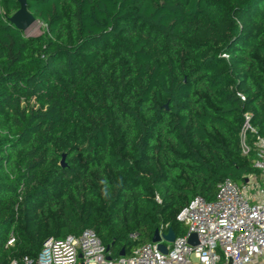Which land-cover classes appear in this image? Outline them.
Listing matches in <instances>:
<instances>
[{
  "label": "trees",
  "instance_id": "1",
  "mask_svg": "<svg viewBox=\"0 0 264 264\" xmlns=\"http://www.w3.org/2000/svg\"><path fill=\"white\" fill-rule=\"evenodd\" d=\"M27 6L39 36L0 0V264L87 231L129 255L258 175L240 134L249 114L264 137V0Z\"/></svg>",
  "mask_w": 264,
  "mask_h": 264
},
{
  "label": "built area",
  "instance_id": "2",
  "mask_svg": "<svg viewBox=\"0 0 264 264\" xmlns=\"http://www.w3.org/2000/svg\"><path fill=\"white\" fill-rule=\"evenodd\" d=\"M244 119L242 151L253 155L258 175L242 186L223 181L213 201L201 197L192 201L177 217L186 231L176 235L174 242L163 238L170 229L162 226L160 242L113 258L98 236L87 231L79 237L48 240L39 256L26 258L25 264H264V137L253 129L251 115L245 114ZM193 235L196 245L189 241ZM160 245L166 247V254Z\"/></svg>",
  "mask_w": 264,
  "mask_h": 264
},
{
  "label": "water",
  "instance_id": "3",
  "mask_svg": "<svg viewBox=\"0 0 264 264\" xmlns=\"http://www.w3.org/2000/svg\"><path fill=\"white\" fill-rule=\"evenodd\" d=\"M17 2L20 5V9L9 19L10 23L16 27L19 31L22 32H27L36 22V18L32 15V13L29 11L28 6H27V0H17ZM62 166H65V157H63L62 160ZM247 182V181H246ZM167 242H174L176 239V234L175 232L170 229L168 234L163 237ZM161 241V237L159 234V230L155 232V235L153 237L152 242L153 243H158ZM190 243L193 245H196L197 242V237L195 235L191 236L190 238ZM159 249L161 252L164 254L167 253V249L164 245H160ZM126 252L125 250H122L120 253V256H125Z\"/></svg>",
  "mask_w": 264,
  "mask_h": 264
},
{
  "label": "rangeland",
  "instance_id": "4",
  "mask_svg": "<svg viewBox=\"0 0 264 264\" xmlns=\"http://www.w3.org/2000/svg\"><path fill=\"white\" fill-rule=\"evenodd\" d=\"M43 32V25L39 22H36L27 32L26 35L27 36H39L41 35ZM201 37L207 38V37H213V39L216 40V36H214L213 34H208V33H204L202 32L200 34ZM218 43V42H215Z\"/></svg>",
  "mask_w": 264,
  "mask_h": 264
}]
</instances>
